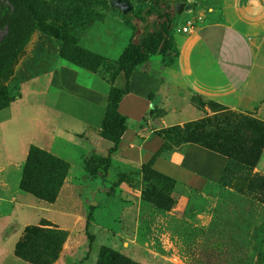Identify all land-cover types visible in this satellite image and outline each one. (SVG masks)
Returning <instances> with one entry per match:
<instances>
[{
	"label": "rangeland",
	"instance_id": "obj_1",
	"mask_svg": "<svg viewBox=\"0 0 264 264\" xmlns=\"http://www.w3.org/2000/svg\"><path fill=\"white\" fill-rule=\"evenodd\" d=\"M28 1L39 19L31 17L24 7L0 0V21L4 15L12 14L11 20L25 24L28 30L26 43L3 83L14 101L20 99L22 91L28 90L27 83L34 78L39 81L29 89L43 93L44 78L62 66L78 71L80 79L93 73L107 83L122 49L154 21V15L142 12L144 21L132 19L131 27L123 17L129 10L146 5L148 0ZM165 2L174 12V5L180 4L173 28L182 25L189 15L201 17L196 30L205 25L224 24L227 22L224 12H227L229 22L248 35L254 78L259 90L264 91V0H230L226 7L222 0ZM2 35L0 28V38ZM173 36L185 35L172 31ZM191 102L201 112L200 117L176 125L184 128L170 129L166 137L172 139L190 133L200 143L228 154L229 161L221 178L209 183L203 191H194L150 176L146 181L140 174V166L132 169L122 163L111 164L104 174L98 175L102 180L98 192L95 191L99 180L89 178L84 181L83 189L88 201H83L80 207L76 192L71 202L77 215L83 206L86 214L89 207H93V213L98 208L103 209L104 215L95 217L96 224L90 228L94 240L89 249L83 228L67 232L66 252L53 264H94L100 246L110 247L136 264H264V203L248 190L250 177L264 175V156L257 169L251 170L247 163H242L239 154L241 149L250 147L254 138L243 126L244 121L257 119L264 123V111L257 113L260 105L251 110L231 111L203 103L197 97H192ZM55 146L61 147L64 153L69 149L58 142ZM69 151V160L76 162L81 158L78 153H72L73 150ZM71 172L76 180L79 168L74 167ZM118 177H127L131 183L117 191ZM15 179V169L8 170L5 180L9 195L4 196L7 203L0 205V216L8 212V198L15 189ZM35 215L54 216L38 209Z\"/></svg>",
	"mask_w": 264,
	"mask_h": 264
},
{
	"label": "crops",
	"instance_id": "obj_2",
	"mask_svg": "<svg viewBox=\"0 0 264 264\" xmlns=\"http://www.w3.org/2000/svg\"><path fill=\"white\" fill-rule=\"evenodd\" d=\"M222 3L226 7L230 0H222ZM224 15L227 21L224 24L205 25L184 37L173 36L178 56L169 66L162 67L159 58L154 57L132 72L129 91L118 104L126 128L116 152L110 156L111 164L122 163L135 169L148 162L163 144L161 130L200 117L201 112L191 102L192 97L231 111L251 110L257 105H260L258 114L264 111V91L259 90L254 78L248 35L229 22L227 12ZM37 81V78L31 79L20 99L0 112V205L7 203L4 196L9 195L7 171L14 168L16 174L15 189L8 198L10 207L0 216V264L25 263L14 257L13 249L26 226L46 220L66 233L84 227V206L77 215L71 202L78 192L76 198L81 207L83 201H88L83 196L84 181L98 179L95 191L98 192L101 179L84 174L80 165L91 156L104 157L110 146L98 136L109 88L100 76L90 73L80 79L78 71L62 66L47 74L40 94L36 89H29ZM113 86L123 88L121 74L116 76ZM56 142L68 146L81 158L70 161L69 149L64 153L61 147L55 146ZM30 146L68 162L66 176L52 204L18 189L21 165ZM263 156L264 149L253 169H257ZM226 162L218 153L198 144H187L180 151L155 158L152 169L178 185L203 191L209 183L220 179ZM74 167L80 170L76 180L71 174ZM125 185L120 183L115 189L123 190ZM115 199L119 203L117 196ZM88 204L92 206L91 202ZM35 209L51 212L55 217L42 218L35 215ZM102 210L98 208L92 214V222L87 227L89 233L96 224L95 217L104 215ZM67 239L60 256L66 252Z\"/></svg>",
	"mask_w": 264,
	"mask_h": 264
},
{
	"label": "trees",
	"instance_id": "obj_3",
	"mask_svg": "<svg viewBox=\"0 0 264 264\" xmlns=\"http://www.w3.org/2000/svg\"><path fill=\"white\" fill-rule=\"evenodd\" d=\"M9 1L11 5L14 4L16 7H24L31 17L39 19L28 0ZM142 12L145 15H154V21L150 24L149 29H145L137 37L131 38L116 59L115 70L107 82L109 88L98 131L99 138L110 143V146L104 157L91 156L88 160H82L80 168L84 174L90 177L102 175L108 170L111 165L110 156L116 152L122 134L125 131V118L118 112V104L129 91L128 80L132 72L141 69L151 58H159L161 66L167 67L178 56L172 41V28L175 19L174 9L169 6L168 2L148 0L146 5H141L135 10H129L123 17L126 23L132 27V19L144 21ZM11 15H4L0 21V28L3 30V35L0 38V110L8 103L14 101V96L9 95L3 83L10 76L11 69L28 36L26 25L13 22L11 20L13 16ZM148 73L153 75L152 72ZM118 74H121L124 79L122 89L113 86V81ZM243 126L253 134L254 138L251 141L250 147L241 149L239 154L242 157V163H247L251 170H253L264 148V123L257 119L253 121L245 120ZM182 128L172 126L166 128L164 132L159 133L163 139V144L148 162L140 165V174L144 180L147 181L150 176L155 179L158 178L175 183L172 179L154 171L152 163L155 158L163 157L166 153L172 152L175 149L182 150L187 144H198L224 156L229 161L228 154L200 143L193 134L188 133L180 135V137L177 135L172 139L166 137L165 133L168 130L180 131ZM180 140H183L181 144L178 143ZM171 141L174 145H172ZM179 144L181 145L180 149H178ZM241 157L238 158L241 159ZM226 167L227 162L222 174ZM66 172L67 165L64 161L48 152L30 146L21 165L18 189L37 200L52 204L56 199ZM249 182L248 190L251 193L254 192L259 201L264 203V175L255 174L250 177ZM120 183L130 184L131 180L127 177H118L116 186ZM141 196H143V193ZM153 203L156 206L158 205L156 202ZM92 213L93 207H89L83 227V234L86 238L88 249L94 240L93 235L87 230L88 225L92 222ZM66 237L67 233L56 225L46 220H40L36 225H29L23 228L20 238L14 245L13 255L16 259L27 264H53L60 255ZM94 264L136 263L110 247L100 246Z\"/></svg>",
	"mask_w": 264,
	"mask_h": 264
},
{
	"label": "built area",
	"instance_id": "obj_4",
	"mask_svg": "<svg viewBox=\"0 0 264 264\" xmlns=\"http://www.w3.org/2000/svg\"><path fill=\"white\" fill-rule=\"evenodd\" d=\"M200 21L201 17L198 15L186 16L182 25L172 28V31L178 35H189L196 30Z\"/></svg>",
	"mask_w": 264,
	"mask_h": 264
},
{
	"label": "water",
	"instance_id": "obj_5",
	"mask_svg": "<svg viewBox=\"0 0 264 264\" xmlns=\"http://www.w3.org/2000/svg\"><path fill=\"white\" fill-rule=\"evenodd\" d=\"M161 1H168V0H161ZM170 1V0H169ZM174 8H175V12L176 13H178L179 12V8H180V4H178V3H176L175 5H174ZM124 12V11H123Z\"/></svg>",
	"mask_w": 264,
	"mask_h": 264
}]
</instances>
